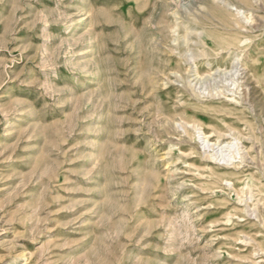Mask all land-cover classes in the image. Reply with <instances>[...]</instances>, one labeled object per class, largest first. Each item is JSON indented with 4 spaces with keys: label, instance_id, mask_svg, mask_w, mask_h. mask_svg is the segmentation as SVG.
Returning <instances> with one entry per match:
<instances>
[{
    "label": "rangeland",
    "instance_id": "obj_1",
    "mask_svg": "<svg viewBox=\"0 0 264 264\" xmlns=\"http://www.w3.org/2000/svg\"><path fill=\"white\" fill-rule=\"evenodd\" d=\"M0 264H264V0H0Z\"/></svg>",
    "mask_w": 264,
    "mask_h": 264
},
{
    "label": "bare ground",
    "instance_id": "obj_2",
    "mask_svg": "<svg viewBox=\"0 0 264 264\" xmlns=\"http://www.w3.org/2000/svg\"><path fill=\"white\" fill-rule=\"evenodd\" d=\"M230 147V146H229Z\"/></svg>",
    "mask_w": 264,
    "mask_h": 264
}]
</instances>
